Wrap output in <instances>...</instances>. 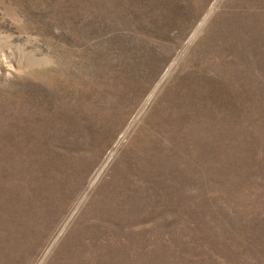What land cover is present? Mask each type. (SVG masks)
Wrapping results in <instances>:
<instances>
[{"label":"rangeland","instance_id":"1","mask_svg":"<svg viewBox=\"0 0 264 264\" xmlns=\"http://www.w3.org/2000/svg\"><path fill=\"white\" fill-rule=\"evenodd\" d=\"M0 264H264V0H0Z\"/></svg>","mask_w":264,"mask_h":264}]
</instances>
